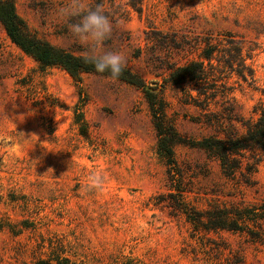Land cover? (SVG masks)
I'll return each instance as SVG.
<instances>
[{
    "label": "rangeland",
    "instance_id": "1",
    "mask_svg": "<svg viewBox=\"0 0 264 264\" xmlns=\"http://www.w3.org/2000/svg\"><path fill=\"white\" fill-rule=\"evenodd\" d=\"M12 1L32 33L80 55L88 50L69 25L102 5L112 32L96 51L119 52L162 100L184 140L173 151L186 202L202 211L264 201L258 151L247 150L228 177L191 145L242 132L264 102V0ZM210 51L204 65L216 81L201 108L191 98L197 87L166 78ZM157 139L141 88L94 72L77 83L59 67L42 68L0 23V264H32L51 242L85 264H264V221L256 237L195 230L173 209ZM96 171L104 185L89 190Z\"/></svg>",
    "mask_w": 264,
    "mask_h": 264
},
{
    "label": "trees",
    "instance_id": "2",
    "mask_svg": "<svg viewBox=\"0 0 264 264\" xmlns=\"http://www.w3.org/2000/svg\"><path fill=\"white\" fill-rule=\"evenodd\" d=\"M0 23L9 39L24 53L31 56L42 68L59 67L67 72L77 83L81 82L85 73H98L90 63H85V55L75 54L49 41L38 37L31 32L24 19L17 13L12 0H0ZM241 42L234 47L239 55L242 50ZM211 51L202 55L201 60H193L186 64L172 67L166 81L180 85L189 83L197 87V97L191 96L193 103L201 108L208 106L210 95L206 84L215 77L204 65V61H210ZM232 57V54H229ZM228 57V58H229ZM231 59V58H230ZM230 59L224 61L229 64ZM110 76V73H98ZM118 79L141 88L150 105L153 117V125L157 133V152L167 164L169 176L168 195L174 203L173 209L184 215L186 221L195 230H228L240 231L251 237L258 236L261 221H264V201L255 207H220L215 206L202 211L196 210L186 202L184 189L181 188L182 178L176 168V159L173 146L183 143L184 140L177 134L172 124L166 119L164 104L157 93L145 85L143 78L124 66ZM245 79V78H244ZM204 104H200V97ZM253 112L256 117L242 121L244 130L240 133H229L225 137H205L195 142L192 146L203 149L207 154L218 161L223 175L232 177L243 164L244 153L247 150L258 151L264 157V102L255 104ZM84 133V132H82ZM257 229V230H256ZM44 247V246H43ZM45 257H37L32 264H85L78 253L68 250L64 245L51 242L47 246Z\"/></svg>",
    "mask_w": 264,
    "mask_h": 264
},
{
    "label": "clouds",
    "instance_id": "3",
    "mask_svg": "<svg viewBox=\"0 0 264 264\" xmlns=\"http://www.w3.org/2000/svg\"><path fill=\"white\" fill-rule=\"evenodd\" d=\"M69 15H79L72 11ZM69 31L73 37L88 50L83 59L85 63L93 65L98 73L108 72L113 78H118L123 71L125 58L119 52L98 53L96 47L112 32V23L105 14L102 5H96L92 10H87L81 16L78 23L69 25ZM105 177L102 172H92L88 176L86 187L89 190L103 187Z\"/></svg>",
    "mask_w": 264,
    "mask_h": 264
}]
</instances>
